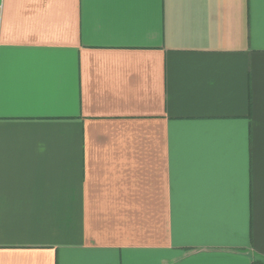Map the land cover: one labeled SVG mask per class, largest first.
I'll list each match as a JSON object with an SVG mask.
<instances>
[{
  "label": "crops",
  "instance_id": "obj_1",
  "mask_svg": "<svg viewBox=\"0 0 264 264\" xmlns=\"http://www.w3.org/2000/svg\"><path fill=\"white\" fill-rule=\"evenodd\" d=\"M264 264V0H0V264Z\"/></svg>",
  "mask_w": 264,
  "mask_h": 264
},
{
  "label": "trees",
  "instance_id": "obj_2",
  "mask_svg": "<svg viewBox=\"0 0 264 264\" xmlns=\"http://www.w3.org/2000/svg\"><path fill=\"white\" fill-rule=\"evenodd\" d=\"M256 264H262L261 262H257Z\"/></svg>",
  "mask_w": 264,
  "mask_h": 264
}]
</instances>
